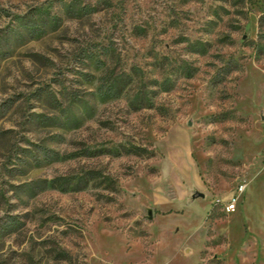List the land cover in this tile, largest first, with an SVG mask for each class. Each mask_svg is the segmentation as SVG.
<instances>
[{
    "label": "rangeland",
    "instance_id": "1",
    "mask_svg": "<svg viewBox=\"0 0 264 264\" xmlns=\"http://www.w3.org/2000/svg\"><path fill=\"white\" fill-rule=\"evenodd\" d=\"M0 264H264V0H0Z\"/></svg>",
    "mask_w": 264,
    "mask_h": 264
},
{
    "label": "trees",
    "instance_id": "2",
    "mask_svg": "<svg viewBox=\"0 0 264 264\" xmlns=\"http://www.w3.org/2000/svg\"><path fill=\"white\" fill-rule=\"evenodd\" d=\"M119 82H120L119 80L112 79V78H108L106 81H100V84L98 86V90L101 92L100 94H102L100 99L102 101H106L108 99H111V98L118 96L123 90V86ZM72 103L74 105L79 106V107L83 106V108H85V109L87 108L86 106L83 105V101L74 100ZM131 104L134 108H138L143 103L138 98V99L133 100ZM67 117H68V121L72 122L73 120H76L74 117H71V115H68ZM124 150L127 153H138L139 152V151H137L138 150L137 147H135L133 145L128 146V147L125 146ZM81 180H82V178L80 177V179L78 181H76L77 183H75V187L73 185H70V189H72V190L82 189L88 184L87 182L90 181L89 179H87L85 177V179L82 181L83 185H79ZM66 184L67 183L59 182L57 179L51 180V185L54 188H58L61 190H66L68 188V186ZM107 186H111V183L109 182Z\"/></svg>",
    "mask_w": 264,
    "mask_h": 264
},
{
    "label": "built area",
    "instance_id": "3",
    "mask_svg": "<svg viewBox=\"0 0 264 264\" xmlns=\"http://www.w3.org/2000/svg\"><path fill=\"white\" fill-rule=\"evenodd\" d=\"M244 190H245L244 184L241 183V184H239V186H237V189L233 193L230 200L227 201L226 203H223L225 211H227V212H234L235 211L236 203H237L240 195L244 192Z\"/></svg>",
    "mask_w": 264,
    "mask_h": 264
}]
</instances>
